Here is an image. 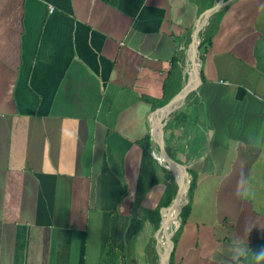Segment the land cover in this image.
<instances>
[{
	"label": "crops",
	"instance_id": "crops-1",
	"mask_svg": "<svg viewBox=\"0 0 264 264\" xmlns=\"http://www.w3.org/2000/svg\"><path fill=\"white\" fill-rule=\"evenodd\" d=\"M215 2L0 0V264L160 263L172 198L142 98ZM224 6L165 139L198 174L169 264H264V0Z\"/></svg>",
	"mask_w": 264,
	"mask_h": 264
},
{
	"label": "trees",
	"instance_id": "trees-1",
	"mask_svg": "<svg viewBox=\"0 0 264 264\" xmlns=\"http://www.w3.org/2000/svg\"><path fill=\"white\" fill-rule=\"evenodd\" d=\"M225 7L226 6H224L222 9H220L217 13H215L213 15V17L211 18L207 27H205V29L201 32V44H200L201 62L203 61V54L205 53V49L208 46H210V44L212 43L213 36L218 30L220 19L222 17V14L224 12L223 10L225 9ZM191 34H192V31H190L188 33L189 38H190ZM186 50H188V43L185 44L183 50L178 51L177 56L171 61V68H170V71L168 72V76H167L165 83H164V85H165L164 96H162V98L159 100H148V99L142 98L143 101L150 102L152 104L153 109H156L159 106L165 104L170 98L177 95L181 91V89L183 88V87H179L178 84H179V82H182L183 80L185 82V80L188 79V76H186V74L184 73ZM185 77H186V79H185ZM203 79H204L203 68L201 67V81H203ZM197 92L198 91H195L194 93H192L189 96V98H188L189 102L193 99V97L195 96V94ZM172 117H173V119H171L167 124L168 131L171 130L174 127V125L181 124V120L184 119L186 117V115L184 114V112L178 111L175 114H173ZM148 142H149V137H146L144 139V141L138 143V147H140L143 150H145L146 152H148V150H149ZM165 150H166V152H170L168 147H165ZM164 171L166 173L167 179L170 180V184L172 185L173 192L175 193V191L177 190V185H175L174 181L172 180V177L170 176L169 171H167L165 169H164ZM190 174L192 176V183H191V186L189 189V183H188L189 180L186 179V188L189 189L188 197L191 199L194 195L196 188H197L198 174L196 172H194L193 170H190ZM170 184H168V185H170ZM171 198L172 197H169L168 199H171ZM166 201H164V203ZM171 202L172 201H169L164 206V208L167 207L169 204H171ZM181 204H182V202H181ZM189 204L190 203L183 206L182 211L180 213V225H179V227L175 233V242L178 241V238L180 236V229H181L184 221L186 219H188ZM159 214H160L159 209L156 208V210H155V216H156L155 226L156 227H157L158 221H159Z\"/></svg>",
	"mask_w": 264,
	"mask_h": 264
},
{
	"label": "bare ground",
	"instance_id": "bare-ground-1",
	"mask_svg": "<svg viewBox=\"0 0 264 264\" xmlns=\"http://www.w3.org/2000/svg\"><path fill=\"white\" fill-rule=\"evenodd\" d=\"M207 16L205 17L204 20L201 21V19L198 21V26H204L206 23H207V20L208 18L210 17L211 15V12H207L206 13ZM201 21V22H200ZM194 38V43L192 45V48H190V51H189V59H190V63H191V68H190V71H189V76L190 77H193V81H192V85H190L189 87H186L184 92L181 94V95H178L176 96L174 99H172L170 102H169V105H168V109H163L159 116L156 117V119L152 120V130L154 132V137L156 140H158V143L160 144L161 143V138L159 137V129L162 127V118L164 116H166V114L171 111H174L175 109L177 108H180L181 105H183L185 103V95H188L191 91L195 90L198 85L200 84V80H199V74H200V63L199 61L197 60V54H196V38L195 36H193ZM196 54V58H195V70L193 69L194 68V64H193V60H194V56ZM176 99H178L176 102H174ZM174 102V104H173ZM160 148H161V145H157V148H155V152L157 153H160ZM159 158V157H158ZM161 161H162V158L160 157L159 158ZM166 159V158H165ZM170 160V159H169ZM172 163L174 164V168L175 167H182L181 165H177L173 162V160H171ZM174 171L178 174V179L180 180V184H181V187H182V192L179 193V195L176 196V198L172 201L171 204H169L167 207H165L164 211L166 209H168L169 207H171L174 203L173 206L174 207V210L172 212V214H170V216L168 217V219H166V221L164 222V224L161 225L162 223V218H161V223H160V227H159V234L160 236H158L159 238V244L160 246H164L165 245V240H167V246H165V248L161 249V252H160V261L162 263H164L165 259H164V252L167 250L169 251L170 249L168 248V245L171 241V230H174L175 229V222H176V216L177 214L179 213L185 199H186V193H188V188H186V185H185V182L183 180V177L182 175L180 174V172L178 171L177 168L174 169ZM182 202V204H181ZM163 215V213H162ZM170 246V245H169ZM160 264V263H159Z\"/></svg>",
	"mask_w": 264,
	"mask_h": 264
},
{
	"label": "water",
	"instance_id": "water-1",
	"mask_svg": "<svg viewBox=\"0 0 264 264\" xmlns=\"http://www.w3.org/2000/svg\"><path fill=\"white\" fill-rule=\"evenodd\" d=\"M224 5V0H217V2H215L209 9H207V10H205L203 13H202V15H201V17H200V19L201 18H203L205 15H206V13L207 12H211V15H210V17L208 18V20H207V23L202 27V26H198V24L194 27V31H193V33H192V35H191V38H193V36H195V38H196V54H197V60L199 61V63H200V74H201V67H202V64H201V60L199 59V56H198V54H199V52H200V44H201V32L203 31V29H204V27L206 26V25H208L209 24V22H210V20H211V18L213 17V15L216 13V12H218L219 10H220V8L222 7ZM199 19V20H200ZM190 48H192V45H191V43H190V45H189V48H188V53H186V54H188V61L190 62V59H189V51H190ZM195 54V55H196ZM186 71H188V70H186ZM200 85H201V81H200ZM200 85H198L199 87H200ZM186 87H188V86H184L182 89H181V91L177 94V95H175V96H173L172 98H170L165 104H163V105H161V106H159L158 108H156L154 111H153V114H152V120H154V119H156V117L160 114V112L163 110V109H168V105H169V102H170V100H172V99H174L176 96H178V95H181L183 92H184V90H185V88ZM197 89V88H196ZM195 89V90H196ZM195 90H193V91H191L188 95H185V97H184V101L186 102V101H188V98H189V96L192 94V93H194L195 92ZM185 104V103H184ZM183 105H181V107H182ZM180 108H177V109H175L174 111H171L170 113L168 112L167 114H166V116H164L163 118H162V127L159 129V137L161 138V143L159 144L158 143V140H156L155 139V137H154V132H153V130H152V133H151V142L152 143H154L155 144V147H157V145L159 146V145H161V148H160V153H157V152H155V154L160 158H162V161L158 158H156V160L159 162V163H162L163 165H164V168L166 169V170H169L170 171V175H171V177H172V180L174 181V183L175 184H177V186H178V188H177V191H176V193H175V195H174V197L171 199V200H168L161 208H160V221H159V226H158V231H159V227H160V223H161V218H162V209L164 208V206L169 202V201H172V200H174L175 198H176V196L179 194V192H180V185H179V182H178V174L174 171V164L172 163V161L171 160H174L177 164L179 163V164H182L181 162H179L170 152H166V150H165V139H167V133H168V129H167V124H168V121H169V118H170V114L172 113V112H175V111H177V110H179ZM169 154H171L172 156H173V159H171L170 158V156H169ZM166 158V159H165ZM170 159V160H169ZM183 166H185L186 168H185V177H186V179H188L189 181H188V183H189V189H190V186H191V183H192V176H191V174H190V168H189V166H186L185 164H182ZM189 189H188V193H186V196H188V194H189ZM186 203H188V202H184L183 203V205H182V207H181V209H180V211H179V213H181V211H182V208H183V206L186 204ZM180 215V214H179ZM175 231L173 230V232H171V241H170V243H169V245H170V250H169V254L167 255V257H166V259H165V261H164V263H162L161 261H160V264H169V262H170V257H171V255H172V252H174V249H175V245H176V242H175Z\"/></svg>",
	"mask_w": 264,
	"mask_h": 264
},
{
	"label": "rangeland",
	"instance_id": "rangeland-1",
	"mask_svg": "<svg viewBox=\"0 0 264 264\" xmlns=\"http://www.w3.org/2000/svg\"><path fill=\"white\" fill-rule=\"evenodd\" d=\"M193 32V31H192ZM193 43H194V38H192L191 39V45H193ZM198 56H199V59L201 60V53L199 52V54H198ZM202 64V63H201ZM191 63L188 61V57H186V60H185V66H184V72H185V74H186V76H188V79H186V77H185V82H184V80L182 81V82H179V87H184L185 85H186V83H188L189 82V80H190V76H189V71H190V68H191ZM194 70H195V66H194V68H193ZM186 70H188V71H186ZM200 81H201V74H200ZM200 85V84H199ZM198 88H199V86L197 87V89L195 90V91H197L198 90ZM188 102L189 101H186L185 102V104H183V106H182V108L180 107V109L179 110H177V112L178 111H180V110H183L184 108H186V105H188ZM176 112V111H175ZM175 112H172L171 114H170V117L175 113ZM159 116V115H158ZM157 116V117H158ZM170 119V118H169ZM166 147H168V144H167V146ZM156 155V154H155ZM157 156V155H156ZM160 166H163L164 167V165L163 164H160ZM167 171H169V170H167ZM169 173H170V171H169ZM178 180V182H179V185H180V192L179 193H181L182 192V187H181V184H180V180L179 179H177ZM170 184V182H166V184ZM165 184V191H164V198H163V200H162V203H163V201H166L169 197H174V195H175V193H176V191H175V193L173 192V189H172V185L170 184V185H166ZM175 185H177V184H175ZM177 188H178V186H177ZM179 195V194H178ZM186 198H188V196H185ZM185 202V201H184ZM169 209V208H168ZM162 211H164V210H162ZM179 214H177V216H176V222H175V228L176 227H178L179 226ZM164 224V223H163ZM158 245H159V239H158ZM160 246V245H159ZM169 246V245H168ZM162 249V248H161ZM168 253H169V251H165L164 252V259H166V257H167V255H168ZM159 264V263H158Z\"/></svg>",
	"mask_w": 264,
	"mask_h": 264
},
{
	"label": "built area",
	"instance_id": "built-area-1",
	"mask_svg": "<svg viewBox=\"0 0 264 264\" xmlns=\"http://www.w3.org/2000/svg\"><path fill=\"white\" fill-rule=\"evenodd\" d=\"M156 158L158 159V157H156ZM185 202H188V198L185 199ZM179 216H180V215H179ZM179 216H178V217H179ZM179 225H180V219H179ZM178 227H179V226H178ZM178 227H176V228L174 229L175 232L177 231ZM171 232H173V230H171ZM164 242H165V245L167 246V240H165ZM161 247L163 248L164 246H163V245L160 246V252H161Z\"/></svg>",
	"mask_w": 264,
	"mask_h": 264
},
{
	"label": "flooded vegetation",
	"instance_id": "flooded-vegetation-1",
	"mask_svg": "<svg viewBox=\"0 0 264 264\" xmlns=\"http://www.w3.org/2000/svg\"><path fill=\"white\" fill-rule=\"evenodd\" d=\"M158 157V156H157ZM162 164V163H161Z\"/></svg>",
	"mask_w": 264,
	"mask_h": 264
}]
</instances>
